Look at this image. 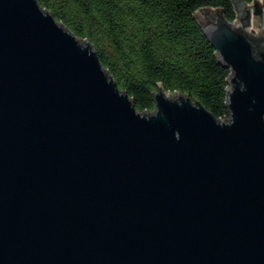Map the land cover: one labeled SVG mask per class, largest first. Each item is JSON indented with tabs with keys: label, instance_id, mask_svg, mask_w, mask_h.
<instances>
[{
	"label": "water",
	"instance_id": "obj_1",
	"mask_svg": "<svg viewBox=\"0 0 264 264\" xmlns=\"http://www.w3.org/2000/svg\"><path fill=\"white\" fill-rule=\"evenodd\" d=\"M231 1L194 13L223 120L161 83L137 110L39 0H0V264H264V0Z\"/></svg>",
	"mask_w": 264,
	"mask_h": 264
},
{
	"label": "trees",
	"instance_id": "obj_2",
	"mask_svg": "<svg viewBox=\"0 0 264 264\" xmlns=\"http://www.w3.org/2000/svg\"><path fill=\"white\" fill-rule=\"evenodd\" d=\"M252 3L254 0H245ZM82 40L90 41L102 65L137 110H155L158 84L188 94L216 118L229 119L228 77L194 13L219 8L237 18L231 0H39Z\"/></svg>",
	"mask_w": 264,
	"mask_h": 264
},
{
	"label": "rangeland",
	"instance_id": "obj_3",
	"mask_svg": "<svg viewBox=\"0 0 264 264\" xmlns=\"http://www.w3.org/2000/svg\"><path fill=\"white\" fill-rule=\"evenodd\" d=\"M253 20H254V17L252 19V25H251V29L247 30L248 32L252 33V34H255V35H259L257 32H260V29L258 27H254V24H253ZM237 23H240L239 22V19L236 20Z\"/></svg>",
	"mask_w": 264,
	"mask_h": 264
}]
</instances>
